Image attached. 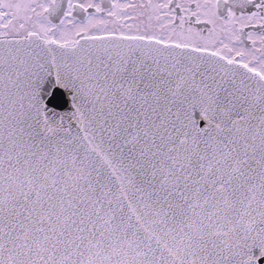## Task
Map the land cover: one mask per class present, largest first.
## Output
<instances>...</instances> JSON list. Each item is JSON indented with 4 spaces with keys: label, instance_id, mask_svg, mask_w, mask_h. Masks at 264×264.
<instances>
[{
    "label": "snow or ice",
    "instance_id": "obj_1",
    "mask_svg": "<svg viewBox=\"0 0 264 264\" xmlns=\"http://www.w3.org/2000/svg\"><path fill=\"white\" fill-rule=\"evenodd\" d=\"M248 28L264 0H0V264H261Z\"/></svg>",
    "mask_w": 264,
    "mask_h": 264
},
{
    "label": "flooded vegetation",
    "instance_id": "obj_2",
    "mask_svg": "<svg viewBox=\"0 0 264 264\" xmlns=\"http://www.w3.org/2000/svg\"><path fill=\"white\" fill-rule=\"evenodd\" d=\"M10 2L12 3H25L26 0H10ZM120 3H135L137 5H140V4H144V5H147L149 3V0H119ZM151 2L153 4H156V3H163L164 0H151ZM138 10H141V9H138ZM140 19H143L145 21V23H147V14L144 16V17H141ZM134 22H139V20H136ZM153 24L156 23L155 20L152 21ZM178 23V21H177ZM187 27V25H186ZM193 27H196L198 29H201L203 30L204 34L207 35V25L205 24H199V25H196V24H193ZM249 31H252L254 32V36H253V40H255V47L256 48H260L261 47V44H260V40H259V37L261 35H264V30L262 29H259V28H248L245 30V33H244V44L243 46L246 47V48H252L253 47V44H252V41L248 40L247 39V33Z\"/></svg>",
    "mask_w": 264,
    "mask_h": 264
},
{
    "label": "water",
    "instance_id": "obj_3",
    "mask_svg": "<svg viewBox=\"0 0 264 264\" xmlns=\"http://www.w3.org/2000/svg\"><path fill=\"white\" fill-rule=\"evenodd\" d=\"M63 91V90H61ZM69 98L67 95H65L64 100L67 101ZM58 111H70V105L68 103H64L62 108L58 109ZM198 115V114H197ZM201 125H203V121L200 122ZM254 252L256 251L255 249L253 250ZM261 264H264V261H261Z\"/></svg>",
    "mask_w": 264,
    "mask_h": 264
}]
</instances>
